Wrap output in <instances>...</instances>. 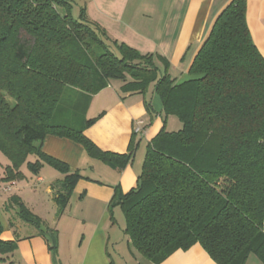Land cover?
I'll return each mask as SVG.
<instances>
[{"label": "trees", "instance_id": "obj_1", "mask_svg": "<svg viewBox=\"0 0 264 264\" xmlns=\"http://www.w3.org/2000/svg\"><path fill=\"white\" fill-rule=\"evenodd\" d=\"M86 2L0 0V152L9 162L0 184L21 180L23 165L33 175L49 165L63 174L53 183L62 210L83 177L43 153L45 137L72 140L122 169L138 145L135 134L127 154L103 152L84 135L94 119L77 126L67 117L83 119L112 81L124 93L152 86L162 127L147 142L135 187H114L110 213L121 209L132 247L157 264L195 244L216 264H245L249 256L264 264V57L251 39L246 0H231L219 13L182 83L160 55L111 38L88 18ZM169 116L180 129L166 130ZM8 205L42 227L17 197ZM2 234L0 223V261L17 246Z\"/></svg>", "mask_w": 264, "mask_h": 264}, {"label": "crops", "instance_id": "obj_2", "mask_svg": "<svg viewBox=\"0 0 264 264\" xmlns=\"http://www.w3.org/2000/svg\"><path fill=\"white\" fill-rule=\"evenodd\" d=\"M230 1L87 0L85 10L88 18L111 38L141 53L163 57L170 76L182 83L190 79L188 71L193 59L215 19ZM245 17L251 39L264 57V0H246ZM120 86V82L112 81L93 96L82 113L83 119L67 118L77 126L94 119L84 135L101 151L123 155L128 153L133 134L138 135L135 136L138 141V138L149 140L159 132L162 104L152 86L141 94L124 93ZM148 103L152 113L147 109ZM139 123L144 129L142 134L134 132ZM42 151L67 165L70 172L77 171L83 179L77 182L62 210L54 200L57 190L53 183L62 180L63 174L53 167L44 165L23 186L9 182L15 194L0 201V223L2 238L17 242L14 252L7 256L10 264H157L132 247L124 233L121 209L114 207L112 214L109 211L114 187L126 193L136 185L141 171L140 164L135 163L136 149L122 169L88 156L79 143L63 137L47 135ZM46 182L43 191L36 190ZM12 197H17L41 220V228L17 216L16 207L7 205ZM1 208L13 212L10 219ZM158 264L216 263L195 244L175 251ZM245 264L260 262L249 256Z\"/></svg>", "mask_w": 264, "mask_h": 264}, {"label": "rangeland", "instance_id": "obj_3", "mask_svg": "<svg viewBox=\"0 0 264 264\" xmlns=\"http://www.w3.org/2000/svg\"><path fill=\"white\" fill-rule=\"evenodd\" d=\"M80 2L79 1H76L75 3H73V7H72V15L74 17H76L79 13V7H80ZM81 111V110H80ZM79 111V112H80ZM62 116H63V113H61ZM61 116V117H62ZM65 116V115H64ZM64 118V117H63ZM80 120V117H79V114H78V117H77V121ZM166 130L167 131H175V130H178L180 129L181 127V123L179 122V120L174 117V116H169L167 119H166ZM135 130V129H134ZM135 136H138V135H135ZM147 141L148 139L147 138H144V139H140L138 138V145L136 147V159H135V163H138L140 164V166L142 167L143 165V162H144V156H145V151H146V145H147ZM9 165V162L8 160L6 159V157L0 152V175L3 176L4 175V169ZM20 171L22 172L23 174V178L21 180H16V181H12L13 184H15L16 182L19 184V186H23L26 181L30 182L32 180V178H34V175L27 169V166L26 165H23L21 166L20 168ZM5 184H8L7 187L8 190L5 192L3 191V187ZM47 185V182L42 184V185H39L36 190L37 191H43L45 189ZM15 194V190L12 189L9 185V182L8 183H3V184H0V201L2 200V202H4L3 200L5 198H7L8 196H11ZM1 203V202H0ZM8 205V204H7ZM1 207L2 204H1ZM3 209V210H2ZM1 210L5 213V217L7 219H10V216L13 212H10L9 209L7 208H1ZM4 258V257H2ZM0 264H10L9 261H7V258L4 259L3 261H0ZM12 264V263H11Z\"/></svg>", "mask_w": 264, "mask_h": 264}, {"label": "built area", "instance_id": "obj_4", "mask_svg": "<svg viewBox=\"0 0 264 264\" xmlns=\"http://www.w3.org/2000/svg\"><path fill=\"white\" fill-rule=\"evenodd\" d=\"M140 125H141V123H139V124L137 125L136 129L134 130V132H135L136 134H142V133H144V129H143ZM3 190H4V191H7V190H8V187H5Z\"/></svg>", "mask_w": 264, "mask_h": 264}]
</instances>
